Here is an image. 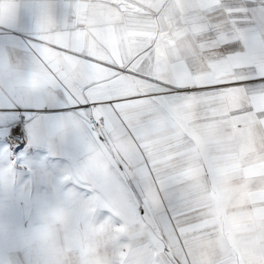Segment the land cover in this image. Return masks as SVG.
Masks as SVG:
<instances>
[{"label":"snow or ice","instance_id":"6c2138e0","mask_svg":"<svg viewBox=\"0 0 264 264\" xmlns=\"http://www.w3.org/2000/svg\"><path fill=\"white\" fill-rule=\"evenodd\" d=\"M20 7L18 2L0 18V29L18 23ZM35 8L31 42L0 46V98L13 106L25 96L58 98L71 106L70 115H19L12 130L23 138L27 122L31 147L37 149L57 141L78 146L70 167L47 170L50 186L59 193L57 206L68 216L65 244H78L89 227H134L131 264H264V207L241 205L229 211L225 206L221 162L235 160L236 154L227 147L230 138L212 130L224 123L243 135L250 117L264 118V107L192 118L195 105H211L226 93L264 98V0H213L212 12L226 30L213 38L217 47L206 82L166 79L159 64L145 71L135 60L121 66L111 56L98 61L93 54L59 46L54 47L75 56L77 63L72 67L62 60L53 70L44 63L40 46L44 38L71 28L72 4L53 0ZM145 51L151 61L150 50ZM97 63L109 69L106 92L97 91ZM175 71L183 72L182 66ZM9 119L0 114V124ZM25 146L19 143L15 151ZM9 151L0 143V178L13 182L20 162ZM205 209H210L207 218L200 216ZM36 223L37 218L9 254L31 257L33 241L39 239L44 264H52L53 249L45 232H35ZM118 243H128V237L118 234ZM214 247L222 249L221 256L213 254Z\"/></svg>","mask_w":264,"mask_h":264},{"label":"crops","instance_id":"0c3cea01","mask_svg":"<svg viewBox=\"0 0 264 264\" xmlns=\"http://www.w3.org/2000/svg\"><path fill=\"white\" fill-rule=\"evenodd\" d=\"M18 2L21 5L18 23L10 29H0V46H7L9 41L21 46L29 44L34 35L35 6L53 0H0V18L7 17L15 10ZM70 3L74 20L71 28L44 38L40 46L44 63L53 70L62 60L68 61L72 67L77 63L75 56H67L54 47L59 46L60 49L93 54L98 61L111 56L121 66L135 60L137 68L143 67L145 71L148 66L159 64L162 78L166 79L186 82L211 79V61L217 47L213 38L217 32L226 30L224 22L218 23L217 14L212 12L213 0H70ZM215 3H221V0H215ZM146 49L150 50L151 61L147 59ZM137 51L141 55L137 56ZM37 63L40 70L46 72L44 64ZM178 64L183 72L175 71ZM95 68L99 81L97 91L106 92L111 88V84L105 81L109 69L100 63ZM257 104L264 107V98L254 100L243 94L226 93L211 105L206 102L195 105L192 118L212 114L226 117L240 109L256 111ZM71 111V106L58 98L48 101L25 96L15 106L0 98V114L10 117L0 124V143H6L10 147L8 155L20 162L13 182L0 178V205L3 201L6 208L7 202L14 200L19 211H40L47 202L51 183L47 170H63L78 157V146L72 142L57 141L47 149L31 147L27 122L22 126V131L28 135V143L20 151H15L19 140L12 141L11 137L12 130L19 123V115H70ZM249 119L251 122L243 135L224 123L212 129L219 136L230 138L227 147L236 154L235 160L223 163L226 175L222 179V186L225 206L229 211L241 205L264 207V188L255 187L264 182V118ZM30 167L33 169L31 173L28 171ZM9 196L16 198L9 199ZM31 225L25 223L21 215V226ZM127 229V252L121 257L117 254L119 251H115L116 263L112 255L110 259H104L103 264H131L136 257V229ZM117 240V235L111 238L112 243ZM68 258L72 259V255H68ZM26 264H32V256Z\"/></svg>","mask_w":264,"mask_h":264},{"label":"clouds","instance_id":"9594fccd","mask_svg":"<svg viewBox=\"0 0 264 264\" xmlns=\"http://www.w3.org/2000/svg\"><path fill=\"white\" fill-rule=\"evenodd\" d=\"M19 64L14 61V65ZM20 67L27 71L29 65L20 64ZM222 164L224 161L221 162ZM258 188H264V182L255 185ZM59 193L56 187H49L48 199L45 206L39 211L37 223L35 224V232H45L48 237V242L53 249L51 257L52 264H103L106 257L100 255L103 245L95 244L89 239L91 227H89L87 234L75 246V258L70 262L68 258V246L65 244V235L68 222V216L57 206ZM210 209H205L200 213L201 217L207 218ZM108 229L104 230L107 234ZM41 243L39 239L33 241L32 244V264H44V258L40 252ZM213 254L217 257L222 255V249L214 247Z\"/></svg>","mask_w":264,"mask_h":264},{"label":"rangeland","instance_id":"374dc122","mask_svg":"<svg viewBox=\"0 0 264 264\" xmlns=\"http://www.w3.org/2000/svg\"><path fill=\"white\" fill-rule=\"evenodd\" d=\"M24 139L28 143V135L25 131ZM12 141L19 140V137L13 136L11 137ZM10 198H16L14 196H9ZM25 199L26 197H18L17 199ZM31 198V197H30ZM8 205L5 208V204L3 201H1L0 205V261H2V264H22L23 262L26 264L28 262V259L30 257L24 255V254H9V249L14 246L26 233L30 230L31 226H21V215L25 218V223H28L31 225L32 221H35L37 218V215L39 213H33V212H26V211H19L18 204L15 203L13 200L12 203L7 202ZM108 229L107 234L104 233L105 229ZM120 228L118 230H114L112 226L110 225H100L95 228H91V231L89 233V239L99 245H103L104 247L101 248L100 255L102 257H106L107 259L111 257L113 259V262H115V251H119L117 254L121 257L127 252L128 249V243L120 244L117 242L112 243L111 238L115 237V235H123L127 236V229ZM128 237V236H127ZM117 238V237H116ZM77 244L72 245L71 247H68V255H72V259L75 258V246ZM119 246V250H117V247ZM72 259H69L71 262ZM116 263V262H115Z\"/></svg>","mask_w":264,"mask_h":264},{"label":"built area","instance_id":"2783aa9c","mask_svg":"<svg viewBox=\"0 0 264 264\" xmlns=\"http://www.w3.org/2000/svg\"><path fill=\"white\" fill-rule=\"evenodd\" d=\"M25 137L21 138L19 137V143H24L25 145L27 144L26 140L24 139ZM18 146V145H17ZM16 146V147H17Z\"/></svg>","mask_w":264,"mask_h":264}]
</instances>
